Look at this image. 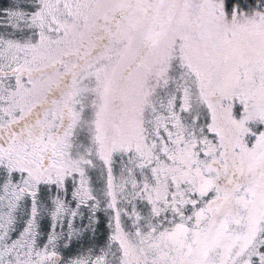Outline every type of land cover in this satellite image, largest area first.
<instances>
[{
    "label": "snow or ice",
    "instance_id": "obj_1",
    "mask_svg": "<svg viewBox=\"0 0 264 264\" xmlns=\"http://www.w3.org/2000/svg\"><path fill=\"white\" fill-rule=\"evenodd\" d=\"M0 264H264V0H0Z\"/></svg>",
    "mask_w": 264,
    "mask_h": 264
}]
</instances>
